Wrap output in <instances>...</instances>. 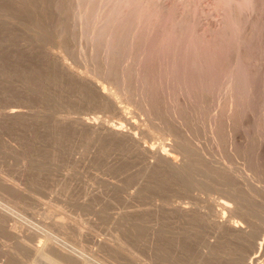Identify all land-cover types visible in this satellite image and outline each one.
Masks as SVG:
<instances>
[{
    "label": "rangeland",
    "instance_id": "rangeland-1",
    "mask_svg": "<svg viewBox=\"0 0 264 264\" xmlns=\"http://www.w3.org/2000/svg\"><path fill=\"white\" fill-rule=\"evenodd\" d=\"M107 1L0 0V264H146L148 210L176 200L192 209L166 215L154 264H247L264 238V0H116L123 20ZM126 118L180 169L86 125Z\"/></svg>",
    "mask_w": 264,
    "mask_h": 264
},
{
    "label": "bare ground",
    "instance_id": "bare-ground-1",
    "mask_svg": "<svg viewBox=\"0 0 264 264\" xmlns=\"http://www.w3.org/2000/svg\"><path fill=\"white\" fill-rule=\"evenodd\" d=\"M78 1V0H77ZM81 1V0H80ZM109 1V0H108ZM107 1V2H108ZM111 1V0H110ZM109 1V2H110ZM114 1V0H113ZM121 1V0H120ZM127 1V0H126ZM103 2V1H102ZM108 2V3H109ZM115 2H116V0H115ZM124 2V1H123ZM122 2V3H123ZM141 2V1H140ZM95 3H97V2H95ZM104 3V2H103ZM108 3H107V5H108ZM117 3V2H116ZM115 3V7H114V5H112V9H113V7L116 9L117 8V10H115L116 11V15L117 16H115L114 17V19L115 18H117L118 17V15L120 14V15H122L123 16V14H121V12H127V9L125 8V6L127 7V4L129 5V3H126V4H122L121 2H119V3H117L118 5L121 3V6H118L117 7V4ZM132 3H134V2H132ZM138 4L137 5H139V2H137ZM143 3V2H142ZM100 4V3H99ZM98 4V5H99ZM112 4V3H111ZM93 5V4H92ZM140 5H141V3H140ZM148 5V4H147ZM146 5V6H147ZM130 6V5H129ZM142 6V5H141ZM145 6V7H146ZM87 7V6H86ZM101 7V6H100ZM138 7V6H137ZM151 7V6H150ZM78 8V7H77ZM104 8V7H103ZM110 8H111V6H110ZM123 8H125V10L123 9ZM141 8V7H140ZM79 9V8H78ZM136 9V8H135ZM144 9V8H143ZM119 10V11H118ZM122 10H124V11H122ZM131 10V9H130ZM138 10H139V8H138ZM145 10V9H144ZM103 11V10H102ZM108 11V10H107ZM110 11V10H109ZM113 11V10H112ZM112 11H110V12H112ZM136 11V10H135ZM134 11V12H135ZM141 11H143L142 9H140V14H141ZM146 11V10H145ZM137 12V11H136ZM107 13V12H106ZM106 13H105V15H106ZM113 13H114V11L111 13L112 14V16H113ZM119 13V14H118ZM143 13V12H142ZM149 13V12H148ZM147 13V14H148ZM150 13H151V11H150ZM149 13V14H150ZM126 14V13H125ZM124 14V15H125ZM131 14H132V12H131ZM102 15V14H101ZM108 15V14H107ZM119 15V17H121ZM143 15V14H142ZM130 16V15H129ZM134 16V15H133ZM150 16V15H149ZM107 17V16H106ZM128 17V16H127ZM140 17V16H139ZM146 17V16H145ZM110 18H112L113 19V17H110ZM147 18H149V17H147ZM118 19V18H117ZM129 19V18H128ZM160 19V18H159ZM85 20V19H84ZM100 20V19H99ZM98 20V21H99ZM116 20V19H115ZM118 20H123V19H118ZM132 20V19H131ZM137 20V19H136ZM145 20V19H144ZM147 20H149V19H147ZM94 21V20H93ZM138 21V20H137ZM86 22H87V19H86ZM109 22V21H108ZM126 22V21H125ZM139 22H141L140 21V19H139ZM138 22V23H139ZM144 22V21H143ZM148 22V21H147ZM170 22V21H169ZM81 23V22H80ZM101 23V22H100ZM104 23V22H103ZM134 23V22H133ZM132 23V24H133ZM137 23V22H136ZM137 23V24H138ZM149 23V22H148ZM171 23V22H170ZM176 23V22H175ZM105 24V23H104ZM114 24V23H113ZM126 24V23H125ZM130 24V23H129ZM129 24H128V26H129ZM137 24H136V26H137ZM144 24H145V22H144ZM147 24V23H146ZM139 25V24H138ZM143 25V24H142ZM115 26V25H114ZM119 26V25H118ZM126 26H127V24H126ZM146 26V25H145ZM155 26H156V23H155ZM83 27V26H82ZM132 27V26H131ZM138 27V26H137ZM144 27V25L142 26V28ZM154 27V26H153ZM86 28V27H85ZM141 28V27H140ZM139 28V29H140ZM145 28H148L147 26L145 27ZM150 28V27H149ZM148 28V29H149ZM163 28V27H162ZM170 28V27H169ZM117 29V28H116ZM131 29V28H130ZM138 29V28H137ZM139 29L137 30V31H139ZM153 29V28H152ZM103 30V29H102ZM108 30H112V29H108ZM142 30V29H141ZM147 30V29H146ZM172 30H173V27H172ZM90 31V30H89ZM88 31V32H89ZM117 31H119V30H117ZM86 32V31H85ZM98 32V31H97ZM96 32V33H97ZM108 32V31H107ZM112 32V31H111ZM141 32V31H140ZM152 32V31H151ZM172 32V31H171ZM174 32V31H173ZM147 33V32H146ZM88 34H90V33H88ZM87 34V36H89ZM113 35L115 34V33H112ZM86 36V35H85ZM86 36V37H87ZM93 36H94V34H93ZM102 37L104 36V35H101ZM100 37V36H99ZM98 37V38H99ZM111 37H113V36H111ZM95 38H96V36H95ZM118 38V37H117ZM116 38V39H117ZM85 39V38H84ZM104 39V38H103ZM105 41H106V39H105ZM106 45V44H105ZM133 45V44H132ZM145 48V47H144ZM97 49V48H96ZM100 49V48H99ZM127 49V48H126ZM96 51V50H95ZM144 52V51H143ZM127 53V52H126ZM138 56V55H137ZM119 60V59H118ZM95 61V60H94ZM135 64V63H134ZM118 66V65H117ZM66 67V66H65ZM112 67V66H111ZM135 67V66H134ZM76 74V73H75ZM115 79V78H114ZM132 80V79H131ZM99 84V83H98ZM96 86H99V85H96ZM124 86V85H123ZM113 87V86H112ZM115 89V88H114ZM113 91V90H112ZM124 91V90H123ZM101 92L103 93V95H105V97L107 98V99H109L113 104H115L116 105V101H115V96L113 95V93L115 92H112V93H107L105 90H101ZM122 96V95H121ZM119 99V98H118ZM122 102V101H121ZM124 102V101H123ZM16 105H18V104H16ZM16 105H10L9 107H7V109L3 112V114H4V116L6 115L7 116V118H8V116H17V115H21V114H28V112L26 111V112H24V111H22V110H19L18 108H16L17 106ZM124 105V104H123ZM8 106V105H7ZM117 106V105H116ZM120 106H122V105H120ZM119 105H118V107H119V110H121V112H123L124 111V109L122 110V108L120 107ZM126 105H124V107H125ZM4 108V107H3ZM125 115V114H124ZM10 117V118H11ZM162 117V116H161ZM127 119V125L128 126H123L122 124H113V123H108V122H102V123H98L97 121H93V122H91V121H87L86 122V125H89L90 127H93L94 129H97V130H101L103 133L104 132H106V133H108V134H111V135H113V136H117L118 138H120V137H123V138H127V139H129L130 140V142H132V144H135L136 146H138V147H140L141 148V150H142V152H144L146 155L144 156V157H146L147 156V158H148V156H151V158L153 157H157L158 159H160V160H163V161H167V162H169L171 165H173L174 167H175V169L176 168H179V167H181V165L178 163V162H175L174 160V162L173 161H171L168 157V153L165 151V150H159L158 148H159V146H158V148H155V147H148L147 146V144L145 145V144H143L142 142H141V138L138 136V129H139V124H137V122H134V121H132V120H130L129 118H126ZM110 121V120H109ZM4 122V121H3ZM139 122V121H138ZM141 125V124H140ZM142 125H143V123H142ZM143 127H144V125H143ZM93 129V130H94ZM143 129V128H142ZM136 130V131H135ZM149 131V130H148ZM150 132V131H149ZM153 135V134H152ZM164 135V134H163ZM112 136V137H113ZM123 138H122V140H123ZM164 141V140H163ZM155 142V141H154ZM146 143V142H145ZM168 143V142H167ZM173 143V142H172ZM158 144V143H157ZM135 145H133V146H135ZM164 145V144H163ZM179 145V144H178ZM152 146V145H151ZM165 146V145H164ZM157 147V146H156ZM135 148H137V147H135ZM134 148V149H135ZM139 148V149H140ZM161 148V147H160ZM166 148V147H165ZM138 149V148H137ZM263 149H264V147H263ZM183 150V149H182ZM136 151V150H135ZM185 154V153H184ZM139 155V154H138ZM141 156V155H140ZM185 156V155H184ZM187 156V155H186ZM188 158V157H187ZM157 160V159H156ZM156 160H155V162H156ZM184 160V159H183ZM186 160V159H185ZM150 162V161H149ZM162 162V161H161ZM184 163H185V161H183ZM182 162V163H183ZM187 162V161H186ZM164 163V162H163ZM181 163V164H182ZM150 164V163H149ZM169 164V165H170ZM187 164V163H186ZM186 164H184L185 166H186ZM157 165V164H156ZM162 165V164H161ZM172 166V167H173ZM180 169V168H179ZM153 170V169H152ZM178 171V170H177ZM177 171H176V173H177ZM182 171V170H181ZM180 171V172H181ZM179 173V172H178ZM133 198V197H132ZM172 199V198H171ZM169 200V199H168ZM175 200V199H174ZM156 201V200H155ZM164 200H162V202H163ZM177 201V200H176ZM176 201H172L171 203H169V205H168V203L166 202V201H164V202H166L167 203V205L166 206H161V205H159V204H155V206L156 207H154V209L153 210H148V217H147V220H146V223H145V227H146V234H147V249H148V252L150 253V259H149V261L146 263V264H154V259H156L157 261H161V257H162V251L159 249V248H157L156 246H157V238H159V235H161V233H164V231H165V229H166V227L167 226H165V222H164V219L166 218V215L167 214H169V213H174V212H171V211H175V212H177V213H187L188 211H189V209H190V207L188 208L183 202V204L180 202H176ZM157 203V202H156ZM160 203H161V201H160ZM162 204V203H161ZM164 204V203H163ZM153 207V206H152ZM156 208V209H155ZM151 209V208H150ZM192 209V208H191ZM191 209H190V211H191ZM189 211V212H190ZM223 217V216H222ZM226 219V218H225ZM224 218L221 220V218H220V220L221 221H219V223L220 224H226V220H225ZM228 223V222H227ZM231 223V228H233L235 231H240V230H242V226L243 225H241V224H239L237 221H234V222H230ZM219 224V225H220ZM223 226V225H222ZM229 226H230V224H229ZM227 227V226H226ZM221 228V227H220ZM167 230V229H166ZM170 231V230H169ZM243 235V234H242ZM157 238H156V237ZM264 237V236H263ZM155 238H156V242H155ZM216 240V239H215ZM209 242H212V241H209ZM216 243V242H215ZM214 243V244H215ZM252 244V243H251ZM47 245V244H46ZM46 245H43V247L40 245H38L39 246V248L37 249V253L39 254V256L40 257H43V258H46V259H50V261L52 262V263H56L55 262V260H52L51 259V257H50V255H49V253L47 252V248L46 247H44V246H46ZM158 245L160 246V244H159V242H158ZM217 245V244H216ZM215 245V246H216ZM259 245V247H258V250H257V252H255V253H253V256H251L250 257V259L248 260V262H247V264H264V263H261L262 261H259V259H261L262 260V257H264V238L262 239V241H260V243L258 244ZM214 246V247H215ZM210 247H212V246H210ZM203 248V247H202ZM205 248H207L208 249V251H205L204 249H201L202 250V254H203V256H204V258L205 257H209V254L211 253L210 251H209V246L207 247V246H205ZM211 249H213V247L211 248ZM35 250H36V248H35ZM204 250V251H203ZM223 250V249H222ZM210 252V253H209ZM224 254V253H223ZM153 255H154V257L156 256V258H153ZM164 255V254H163ZM142 258V257H141ZM201 258V257H200ZM210 258V257H209ZM237 258V257H236ZM245 258V257H244ZM243 258V259H244ZM207 259V258H206ZM242 259V260H243ZM89 260V259H88ZM199 260V259H198ZM90 262V261H89ZM89 262L87 261V259H86V261L84 262V264H89ZM158 262V263H159ZM91 263V262H90ZM94 263V262H93ZM92 264V263H91Z\"/></svg>",
    "mask_w": 264,
    "mask_h": 264
}]
</instances>
